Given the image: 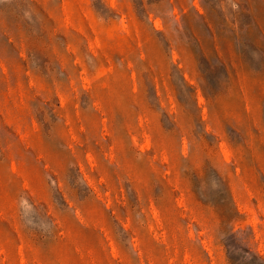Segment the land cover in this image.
I'll return each mask as SVG.
<instances>
[{
  "label": "rangeland",
  "instance_id": "1",
  "mask_svg": "<svg viewBox=\"0 0 264 264\" xmlns=\"http://www.w3.org/2000/svg\"><path fill=\"white\" fill-rule=\"evenodd\" d=\"M0 264H264V0H0Z\"/></svg>",
  "mask_w": 264,
  "mask_h": 264
}]
</instances>
